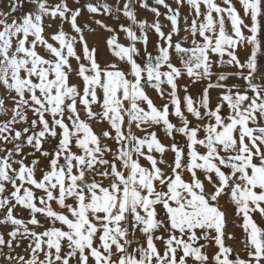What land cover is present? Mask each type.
I'll return each mask as SVG.
<instances>
[{"label": "snow or ice", "instance_id": "6c2138e0", "mask_svg": "<svg viewBox=\"0 0 264 264\" xmlns=\"http://www.w3.org/2000/svg\"><path fill=\"white\" fill-rule=\"evenodd\" d=\"M0 264H264V0H0Z\"/></svg>", "mask_w": 264, "mask_h": 264}]
</instances>
